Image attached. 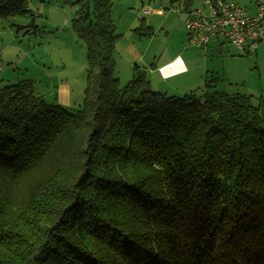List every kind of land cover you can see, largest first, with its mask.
<instances>
[{"label": "trees", "instance_id": "obj_1", "mask_svg": "<svg viewBox=\"0 0 264 264\" xmlns=\"http://www.w3.org/2000/svg\"><path fill=\"white\" fill-rule=\"evenodd\" d=\"M29 1L0 0V17ZM65 1L87 61L79 107L29 79L0 87V264H264V103L164 95L137 64L121 86L110 0Z\"/></svg>", "mask_w": 264, "mask_h": 264}, {"label": "rangeland", "instance_id": "obj_2", "mask_svg": "<svg viewBox=\"0 0 264 264\" xmlns=\"http://www.w3.org/2000/svg\"><path fill=\"white\" fill-rule=\"evenodd\" d=\"M185 1L110 0L119 35L113 73L120 85L131 79L137 64L147 72L151 89L164 95L201 94L209 89L251 96L254 106L264 103V43L246 50L224 39L191 44L185 9L206 12L207 7L203 0H188V6ZM230 1L255 15L256 2L264 0ZM28 9L31 13L0 17V87L29 79L46 102L69 96L62 107L75 111L87 82L85 47L70 27L77 6L65 0H30ZM31 19L38 28L26 33L23 26ZM142 23L152 31L149 38L135 31Z\"/></svg>", "mask_w": 264, "mask_h": 264}, {"label": "built area", "instance_id": "obj_3", "mask_svg": "<svg viewBox=\"0 0 264 264\" xmlns=\"http://www.w3.org/2000/svg\"><path fill=\"white\" fill-rule=\"evenodd\" d=\"M203 4L206 12L185 9V26L191 44L202 46L211 40L224 39L246 50L264 43V1L256 2L255 15L227 0H203Z\"/></svg>", "mask_w": 264, "mask_h": 264}, {"label": "crops", "instance_id": "obj_4", "mask_svg": "<svg viewBox=\"0 0 264 264\" xmlns=\"http://www.w3.org/2000/svg\"><path fill=\"white\" fill-rule=\"evenodd\" d=\"M228 1H230V0H228ZM211 41H214V40H211ZM217 41H219V40H217ZM61 89H62V87H61ZM53 101H54L53 102L54 104H58L60 106H67L65 104L69 103V96H63V95L62 96H58V97H55Z\"/></svg>", "mask_w": 264, "mask_h": 264}]
</instances>
